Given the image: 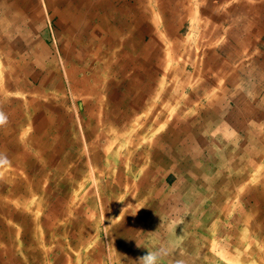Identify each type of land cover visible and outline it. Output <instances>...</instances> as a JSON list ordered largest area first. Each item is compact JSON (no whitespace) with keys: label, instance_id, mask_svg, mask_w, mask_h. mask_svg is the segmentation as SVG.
Here are the masks:
<instances>
[{"label":"rangeland","instance_id":"374dc122","mask_svg":"<svg viewBox=\"0 0 264 264\" xmlns=\"http://www.w3.org/2000/svg\"><path fill=\"white\" fill-rule=\"evenodd\" d=\"M215 1L222 0H204L206 8H203L201 12L205 13V17L200 20L195 16V9L190 10L191 21L196 24H189V19L187 24L180 25L177 22L179 17L172 19L169 15H165L167 12L158 5L162 1L157 4L156 16L153 13L146 20L135 19L134 16L124 18L128 23L119 25V28H123L120 37L123 40L119 39L117 45L118 50H128L123 51L128 53L120 52L121 56L118 55L119 53L108 57L85 56L87 42L83 38L74 44L71 50H68L72 53L70 56L16 57L4 52L6 50L3 44H8V41H0V62L3 64L0 70L14 69V73L24 76L23 72H19L21 69L16 68H19V65H27L29 67L27 69L37 75L36 84L40 83L44 77L46 79L50 77L48 74H51V70L48 63L52 60L55 61L56 67L62 68L60 76L67 84H69V78L66 77L65 70L68 66L85 68L90 74L99 73L101 82L97 84L107 89L103 88L104 90L101 91V99L104 96V101L102 100L100 105L103 109L107 105V110L115 105L117 107L115 101L107 104V99L110 93L118 97V94H115L117 91L124 90L127 82V84L129 82L139 84L140 88L145 90V94L141 97L146 96L143 101L136 103L138 106L133 114L139 121L135 119V124L132 121L131 133L124 131L123 137L121 135L118 137L117 143L122 148L112 147L110 156L113 163L96 164L93 169L91 164H86L85 169L83 168L86 170V178H80L81 183L84 184L80 190L84 191V196L82 191L79 192L81 194L78 193L79 184L61 187L53 183L45 189L49 195H59L63 198L65 206L61 203L62 210H58V213L48 212V205L53 199L44 195L42 190L35 191V194L26 200H21V202L25 201V205L30 202V208L23 209L21 215L15 213L16 215L12 216V214L0 212V250L5 251L7 246L13 245L10 253L14 254V264L19 262L23 264L26 262L27 264H145L144 258L149 254L157 256L156 264H199L197 254L199 252L205 264H245L243 253L249 251L251 254L253 247L255 248L259 243L264 244V212L255 213L253 202L246 203L249 198H252L248 191L255 189V186H259L260 193L264 196V176L260 175L258 169L260 165H264V148L262 147L263 152L256 163L258 165L248 171V175H254L253 180L247 184L248 175L238 178V182L233 183L232 193L230 192L222 200L220 205L229 204L230 209L222 208L223 211L219 213L210 212L206 219L200 218L197 213L205 201L200 189L206 181H204L205 177H197L193 169L207 164L209 169L211 168L210 176H216L222 166L229 167L232 164H227L226 161L230 153L239 159L247 156L250 150H259L257 143H254L256 138L246 139L249 132L247 128L253 127L255 131L251 133L257 134L256 125H264V42L259 43L257 49L254 48L253 51L244 52L245 54L242 55L238 52L239 50H235L239 46L237 41L240 35L239 29L245 27L239 25V21L237 22V12L241 10L233 6L231 3L233 0H224L228 6L222 8V24H218V16H214L212 12L208 14L209 11H213L208 7L209 2ZM47 3V0H39L35 7L30 6L29 11L32 14H34L33 10L38 12L36 8L39 6L42 7V11H49L51 15L49 28L51 29L52 26L55 29L58 27V24L56 25L58 19ZM14 4L13 0H0V17L20 11L14 7ZM242 10L244 11V8ZM180 12L182 13L183 10ZM203 22H209V24L203 26ZM242 34L241 36L245 35L244 32ZM13 43L21 44V42L10 41L9 46ZM25 44L27 47L23 52L28 54L34 50L31 45L42 48L45 44L47 48L54 51L53 44L59 46L63 43L53 39L40 42L30 38L21 45L25 46ZM61 50L67 52L63 47ZM130 51L133 54H130ZM144 53L147 54L145 57L142 56ZM148 56H150L149 62L146 59ZM13 78V75L9 73H6L4 77L6 81ZM26 80L30 85L34 83L32 79ZM162 80L165 82L161 84ZM47 82L51 81L47 80ZM94 82L96 83V80ZM4 86H6L5 81L1 90L0 111H7L12 115L10 108L14 107V98L21 97L23 101L28 94L30 98L32 92L19 89L13 84L7 85L6 89ZM68 87L69 85H66L65 90L59 93L71 97ZM255 90H261L258 96L254 95ZM215 100H221V104H217V107L212 104ZM67 103L70 110H73L77 103L80 105V111L76 114L74 110L71 112L73 114L71 118L75 119L76 125L71 120L67 126L61 123V128L57 129L47 127L46 122L43 123L44 127L38 133V140L40 144H43V149L35 143L37 142L35 139L34 142L31 139L36 132L31 137L30 130L24 133L28 123L18 129L17 143L24 145L22 148L31 153L32 156L28 155L34 159L35 164L43 163L44 156L41 155L43 150L48 152L50 142H54L55 138L63 139L59 141L64 151L62 156L45 161L46 164H50L44 176L47 183L59 181V177L62 181L63 175L68 176L70 180V174L67 171L72 165L70 156L71 149L76 146L74 138L79 141L83 139L85 142L88 139L89 145L83 146H87L85 152L89 156L93 146L105 148L97 139L98 130L96 135L92 134L94 138L91 141L88 137L89 129L77 125L78 113L89 116L85 111L88 105H84L83 99L77 100L71 97ZM125 107L126 104L123 109ZM20 108L24 111L28 105H20ZM58 108H60L59 105ZM92 109L94 104L90 110ZM90 110L87 109L88 112ZM97 111L96 116H99L100 111L97 108L93 112ZM4 112H2L3 116L6 114ZM252 112L254 113L251 114ZM104 115L101 125L105 122ZM48 117L42 116L38 120L41 123L43 121L41 118L48 119ZM51 117L53 118L52 115ZM215 117L217 119H212ZM112 123L110 121L106 123L107 131L113 125ZM124 126L128 127L130 124L122 127ZM171 127L173 130L170 129ZM125 130L127 131L126 128ZM15 132L17 134V131ZM21 133H24L25 139L21 138ZM187 133L194 138L202 135L206 141H200L197 145L194 143L197 140L189 138ZM66 136L67 138H63ZM172 137L177 138L178 141L171 142ZM20 139L26 142L18 141ZM245 140L247 141L243 143V147H240L239 143ZM78 144L81 145V143ZM0 145H2V139H0ZM13 147L7 146L6 151L11 152L9 161L0 167V190L5 184L3 183L5 177L8 176L4 174L5 169V172L11 169L10 174L22 177L27 175L26 172L29 169L14 160L18 156L20 158L23 152ZM85 152L84 155H86ZM158 156L162 157L165 161L163 164H167L168 167L159 166L160 169H158L156 160ZM64 157L65 168L61 170L58 165ZM160 162H162L161 158ZM193 164L195 166L192 169ZM39 166L31 167V175L37 173ZM233 169L242 170L238 166L236 168L233 166ZM234 170L233 175L237 176L238 173ZM55 172L57 177L52 175ZM76 178L79 181V177ZM194 182L199 184L196 185ZM5 185L4 192L8 188V184ZM206 188V194L214 193L213 186L206 184ZM189 191L190 194L193 193L190 202ZM5 194H0V197H4ZM6 197L9 198L11 195ZM240 202L249 205L246 209H241ZM69 204L73 205L72 208H69ZM146 226L149 228L147 229ZM242 245H249L250 249L243 250ZM37 251H39L38 254ZM251 255L250 262H255V256ZM7 256L9 255L3 253L4 259Z\"/></svg>","mask_w":264,"mask_h":264},{"label":"bare ground","instance_id":"6f19581e","mask_svg":"<svg viewBox=\"0 0 264 264\" xmlns=\"http://www.w3.org/2000/svg\"><path fill=\"white\" fill-rule=\"evenodd\" d=\"M4 3H5V1H4ZM2 6H4V5H2ZM66 33H68V32H66ZM81 44H82V42H81ZM4 49H5V47H4ZM4 52L5 53L8 52L7 54H9V51H7V50L4 51ZM118 55H120V54H118ZM14 56L17 57V55H14ZM239 56H240V54H239ZM146 59L147 60L150 59V56L146 57ZM148 62H149V60H148ZM0 64H1V62H0ZM43 64H45V63H43ZM48 64H50L49 65L50 66L49 69L51 70V74L52 75L51 74H48L50 76L48 79H46L44 77L43 79L40 80L41 82L40 83H37V84L35 83L36 82L35 80H36L37 75L35 73L30 72V70L27 69V68H29L27 65H19V68H16L17 70L18 69H21L19 72H23L24 73V76H22V75H20L18 73H14V69L13 70L9 69L7 71L6 70H3V69L0 70V96H1V90H3L2 89V85L4 84V81L6 83V86L7 85L8 86H11L13 84L17 88H19V89H26L27 91L32 92L31 97L29 98L30 95L28 94V96L23 101H22V98L21 97L14 98V100H13L15 102V103L13 102L14 107L10 108V112L12 111V115L9 114L7 111L4 112V111L1 110L2 112L6 113V114H4V117H5L4 122L3 123H0V128H1L0 129V139H2V145H0V148H1L0 149V167L3 165V163L9 161V157L11 155L10 154L11 152L6 151V149H7V146L8 145H11V146H14L13 147L14 149H20L21 152H23V154H22V156L20 158L18 156L17 158H14V160L18 161V164H24L23 167L29 168L28 169V172H26L27 175L24 176L25 178L22 177L21 175H16V174L13 175V174H10V173H12L10 171L11 169L8 170V168H7L8 171H6V172H5L6 169L4 170L5 176L6 175H8V176L5 177L6 179L3 181V183L5 182V184H8V188L4 192L3 190L6 188V185L4 184L1 187L0 192H3L4 194L6 193V194L4 195V197H0V212L5 213V214L18 213L19 215H21V211H23V209L26 210V209H29L30 208V202L28 204L26 203V205H25V203H24L25 201L21 202V200L22 199L23 200H26V198L30 197L31 195H34L35 194V191H38V190H42V192H43L44 195H46L48 197H51L53 199V201L48 205V207H49L48 212L50 214H52V213H58V210L59 211L62 210L60 206L61 205L62 206H65L64 205L65 202L63 201V198L61 196H59V195H54V194L53 195L52 194L49 195V193H48L47 189H45V187L49 188V185L50 184L53 185V183L58 184V185H61V187L62 186L63 187H66V185H71V186L75 185L76 186L77 184H79L78 185V188H79L78 193L81 192L82 189L80 190V188L81 187L83 188L84 187V184L81 183L80 178H82V179L86 178V170H83V168L85 169V165L86 164H91L92 169H93V168H95L94 166H96V164H109L110 162H112V159H111V156H110V154L112 152V147L113 146H117V148H122V147H120V144L117 143L118 142V137H119V135H121L123 137V135H124L125 132H128V133L130 132L131 133L132 126H133L131 124L132 121H134L133 122L134 124H135V119L139 121V119H137L136 117H134L135 115L133 114V112L136 110V108L138 106V105H136V103H139V102L143 101V99L146 97V96L145 97H141L142 94H145L144 93L145 90H143L142 87L140 88L139 84H137V83H135V84L133 83L132 84L131 82H129V84H127L128 83L127 82L126 83L127 87L124 90L117 91V93L115 94V95L118 94V97H115L112 93H110L109 98L107 99V104H108V102L115 101L117 103V107L115 105V106L109 107V109L107 110V108H108V105H107L106 108L103 109L102 106L100 105V104H102L101 101L102 100L104 101V96L101 99V91L104 90L103 88L106 89V87L105 86L104 87H100L99 84H97V82H101V81H99L100 78L98 77L99 73H97V74H95V73L90 74V73H88L87 69H85V68H78L77 66H74V65H72L70 67L68 66L67 70H65L66 71V77L69 78V81H68L67 80L68 78L65 77L66 80L69 83V84H67V83H65L64 79L60 76L62 74L61 71H63L62 68L61 67L60 68L59 67H56L55 61H52V60L49 61ZM67 64H68V62H67ZM65 65H66V63H65ZM65 65H64V67H65ZM223 65L225 66V63ZM2 66H3V64L0 65V69L2 68ZM211 67H214V65H212ZM10 68H11V66H10ZM126 68H127V66H126ZM17 70H15V71H17ZM6 73L12 74L14 78L13 79H10L9 81H6L4 79V77L6 76ZM26 79H32L34 83H32L30 85L29 82H27ZM47 80H50L51 82L48 83ZM94 80H96V83L94 82ZM163 82H165V81L162 80L161 81V84ZM48 84H50L49 87H48ZM66 85L67 86L69 85L68 88L70 90V94H71L72 99H76L77 98V100H79V99L82 98L84 105L85 104H86V106L88 105V107H86L85 111H86L87 115H89V116L80 115L81 113H78L79 118L76 115L77 118H78V121H76L77 122V125L80 126L81 128L86 127V128L89 129L90 133L88 134L89 135L88 137H90L89 139L91 141H93V138H94V135L92 136V134H95L96 135V130H98V136H97L98 138L97 139L100 142H102V144L105 146V148L100 149V148H97L96 145H95V146L92 147V150L90 151L91 156H89L87 154V152H85L87 146L86 147L83 146L85 144H88L89 145L88 139H87V142H85V141H83V139H82V141H79V140H77V139L74 138L73 141L76 142L74 144L76 146H73V148L71 149L72 155L70 156V158L72 157L71 158L72 165H71V168L68 169V171H67V173L70 174V180L71 181L68 180V176L63 175L62 178L64 177V180L60 181L61 180V177H59L60 178L59 181H55V182L52 181L50 183L49 182L47 183L44 176L47 174L45 172H47L46 170L48 168V165H50V164H46L45 161H46V159L47 160H53V158L56 159V158L62 156V154L64 153V151H63V148L61 146L62 144L59 143V141H61V140L63 141V139L58 140V139L55 138V141L54 142H50L48 152L46 153V151L43 150V155H41V156H44V159L42 160L43 163L42 164H35L34 159L33 158H30V156H29V155H31V153L30 152L28 153L25 150V148H22V146L24 147V145H19V143H17V138L16 137L19 134V130L18 129L28 123V125L25 126V127H27V126L28 127L25 129V132L24 133L26 134L30 130V137H31L36 132L31 137V139L33 140V142H34V139H35L37 141L35 143L38 146L42 147V149H43V144H40L39 143L40 140H38V137H39V134L38 133H39V131H41V128L44 127L43 123L46 122L47 127H50V128H55L56 127L57 129L58 128H61V126H62L61 123H63V125H66V126L68 125V123L72 120L71 117H72L73 114H71V112H74L75 111L74 113L76 114L78 111H80L79 110L80 109V107H79L80 105H78V103H77V105H75L76 107L74 106V108H73L74 111L73 110H70L68 108L69 105H68L67 101H70L71 97L69 95H67V94L66 95H61L59 93L61 90H65ZM6 86H4V89H6ZM115 88H117V87H115ZM51 89H53V90H51ZM248 90H249V87H248ZM260 92H261V90H255V92H254L255 94L254 95L255 96H258V94ZM93 98H95V100H92ZM91 100L94 101V102H92ZM221 100H215L212 104L217 107V104H221ZM77 102H79V101H77ZM25 104L28 105V108H26L23 111V110H21L20 105L23 106ZM93 104H94V109L90 110V108H91V106ZM125 104H126V107H125V109H123V107H124ZM130 104H131V106H130ZM58 105L60 106L61 109L58 108ZM96 108H97V110L100 111L99 116H96L97 113H98V111L97 112H93ZM87 109L90 110V112H88ZM1 111H0V114H3ZM253 113L254 112H252L251 114H253ZM103 114H105L104 115L105 122L101 125L100 123L102 122ZM46 115L49 116L48 119L41 118V120H43V121L40 123L39 120H38L39 117L46 116ZM51 115L53 116V118L51 117ZM205 119H207V118H205ZM212 119H217V118L215 117V118H212ZM20 120H22L23 122L21 123ZM72 121L74 122V125H76L75 124V119H73ZM109 121L111 123L113 121V123H112L113 125H111L109 131H107V129H106V123L109 122ZM15 122H17V124L14 125ZM127 124H130V126H128V127H125V126L122 127L123 125H127ZM135 126H137V125H135ZM139 126H141V125H139ZM256 126H257V129H258L257 130V134L251 133V132H254L255 131L253 129V127L250 126V127L247 128V131H249V132L247 134V137L248 138H246V139L249 140V138H253V139L256 138V141L254 143L255 144L257 143L258 148H259L260 151L259 150H250L247 153V156L240 157L239 159L236 158L235 155L232 156V154L230 153V157L228 156L226 158L227 159L226 161H227V164H229V163H232V164L229 167L222 166L219 174L216 175V176H210V169L211 168L209 169V166L207 164H202L200 166H197L196 168H194L195 164H193L192 169L194 168L193 170H195V172H196L195 174H197V177H199V176H201L203 178L205 177L204 178V181H206V184L211 185V186L214 187V190H213L214 193L213 194H212V192L206 194V191H207L206 189L207 188H206V184L205 183L203 184L202 188L200 189V193L202 192L203 195H204V197H205V201L203 202V205L201 207L202 209L200 208L199 211H197V213L200 215V218H204L205 217V219H206V216L207 215L209 216V213L210 212H214V213H217L218 212L219 213V212L223 211V209L224 210L225 209H230L228 207V206H230L229 204H227V206H224V205L221 206L220 205L223 202L222 200L230 192L232 193L233 183H237L238 182V178H240L242 176L245 177L246 175L249 174L248 171H250L251 168L253 169L256 165H258L256 163L259 161V159H260L259 156L263 152V149H261V147L264 148V125H256ZM125 128L127 129V131L125 130ZM3 129L4 130L8 129V130H6V132H5ZM170 129L173 130L172 127ZM15 131H17V134H16ZM44 132H46V130H44ZM24 133H21L20 136H21V138H24L25 139ZM186 135L189 138H193V139L197 140L196 142H194L195 144H197L200 141H206V138L204 136H202V135H200L202 138H199L200 136H196L195 138L194 137H191V134H189V133H187ZM70 137L71 136H69V138ZM188 137H186V138H188ZM63 138H67V136L66 137H63ZM247 140H245L243 142H240L239 143V146L240 147H243V143H245ZM18 141L26 142L25 140H22V139H20ZM69 141H72V139H69ZM176 141H178L177 138H175V137L174 138L173 137L171 138V142H176ZM78 143H81V145H79ZM30 144H32V143H30ZM26 147H28V146H26ZM41 151L42 150H40V152ZM84 152L86 153V155H84ZM15 156H17V155H15ZM160 158H161V161L162 162H160ZM64 159H65V157L62 158L61 161H59L58 168L61 169V170H64L63 168H65V164H64L65 161H64ZM156 160H157V163H158L157 164L158 169H160V167L163 168L164 166H167V164H163V163H165V161L162 159V157L158 156L156 158ZM44 162H45V164H44ZM34 165H40L39 166V170L37 171V173L35 172L36 174L31 175L32 174L31 167H34ZM233 166L235 168H236V166H238L242 170H240V171L239 170H234L233 169ZM59 169H58V175L60 174ZM258 169L260 171V175L261 176H264V165L263 164L260 165V167ZM233 170H234V172L238 173L237 176L236 175H233ZM19 171H22V170H19ZM14 172H16V171H14ZM92 172H93V170H92ZM251 173H252V171H251ZM83 174H85V175L83 176ZM52 175H54V176L57 177L56 172L54 174H52ZM74 175H76V177H79V181L77 180L76 177H73ZM233 176H234V179L235 180L233 179ZM253 178H254V175H251V176L248 175V177H247V184L250 183L253 180ZM99 180H100V178H99ZM194 183L196 185L199 184L197 182H194ZM97 184H98V182H97ZM183 185L184 184H182V186ZM201 185L202 184H200V186ZM134 186H136V185H134ZM187 188H188V186H187ZM116 190L117 189H115V191ZM253 190H255V191H253ZM253 190L251 189V190L248 191V194L250 196H252V198H249L248 201H246V203L249 202V204H250V202H253V204L255 206V213L256 212H259V213L264 212V196L262 195V193H260L259 186H255V189H253ZM83 192L84 191H82V193ZM3 193H0V194H3ZM9 194L11 195V197H9V198L6 197ZM79 194H81V193H79ZM82 195L84 196V193ZM192 195H193V193L191 192V194H190V191H189V197H188L189 198V202L191 201ZM218 199L220 201H218ZM252 199H254V201H252ZM154 202H155V200H154ZM243 203H245V202L243 201ZM240 204H242V203L240 202ZM249 204H242L241 205V207H242L241 209H243V208L246 209L247 208V205H249ZM69 206H70L69 208H72L73 205H70L69 204ZM216 207H219V208H216ZM147 208H149V207H147ZM190 209H191V207H190ZM253 213H254V211H253ZM46 215H48V214L46 213ZM161 218L163 219V217H161ZM148 221H149V219H148ZM146 223H147V221H146ZM154 225H156V223H154ZM158 226H160V225H158ZM148 228L149 227H147V229ZM0 236H1V234H0ZM120 236H123L124 237V235H120ZM139 237H141V236H139ZM189 237H190V235H189ZM124 240H125V238H124ZM197 254L200 256V253H197ZM192 256H194V255H192Z\"/></svg>","mask_w":264,"mask_h":264},{"label":"crops","instance_id":"0c3cea01","mask_svg":"<svg viewBox=\"0 0 264 264\" xmlns=\"http://www.w3.org/2000/svg\"><path fill=\"white\" fill-rule=\"evenodd\" d=\"M161 1L162 3L158 4V2ZM38 2L39 0H13V3H15L14 7L20 11L7 13L4 17H0V41H8V44H3V46L6 47L5 49L7 51H10V56H70L72 53L68 52V50H71V47L77 44V41L79 42L85 38L86 42L88 41L85 45L87 49V52L84 53L85 56L92 58L102 56L108 57L120 51L121 53H124L123 51H128L118 50L117 45L119 39L123 40V38H120L123 33V28H119V25L128 23L124 18L134 16L135 19H149V15L153 13L155 16L157 15L156 11L158 4L162 10L167 12L165 15H169L172 19H174V17H179L180 19L177 22L180 25L187 24L189 19V24H196L191 21L190 10L195 9V16L200 20L205 17V13L203 14L201 10L206 8L204 0L203 2L202 0H47V6L54 12V16L58 19V22H56L58 27L54 29V27L51 26L50 29L51 15L49 11H42L41 6L36 8L38 12L33 10L34 14L29 11V9L33 6L35 7ZM209 3L208 7L212 8L213 11H209L208 14L210 15L212 12L214 16L217 15L219 18L217 23L222 24V8H226L228 5L225 4L224 0L221 2L215 1ZM231 3H233V6L236 7L237 10H241L237 12V22L239 21V25L245 26L239 29L240 35L239 40H237L239 46L235 48V50H239L238 52H241L240 54L242 55L245 54L244 52L248 53L249 51H253L254 48L257 49L259 43L263 44L264 42V0H233ZM181 10H183L182 13L180 12ZM203 23V26L209 24V22ZM66 26L71 27L68 28ZM243 32L245 35L241 36ZM259 34L260 36H258ZM30 38L39 40L40 42L53 39V41H59L63 44L59 46L53 44L54 51L47 48L45 44L42 45V48L31 45L34 50L32 53L27 54L23 52L26 50L27 45L25 44V46H22L21 44ZM10 41L21 42V44L15 45V43H13L9 46ZM61 47L67 52L62 53ZM129 53L132 54L131 51ZM76 55L80 54L76 53ZM145 55L147 54L144 53L142 56ZM13 215L16 214L13 213L12 216ZM12 246L13 245L7 246L5 251L2 250L3 252L0 250L2 253V257L0 254V264H14V254L10 253ZM241 248L243 250H249L250 246L242 245ZM255 248L253 247V252L251 251V254L255 256L256 261L250 262L249 257L251 254L249 251H245V253H243L244 260H246L245 264H264V244L259 243ZM38 252L39 251H37V254ZM3 253L9 256L4 259ZM42 255L44 256V252ZM198 259L199 264H205L203 257L200 258L198 255ZM231 259L230 262H232ZM215 263L217 262L215 261ZM18 264L23 263L19 262Z\"/></svg>","mask_w":264,"mask_h":264},{"label":"clouds","instance_id":"9594fccd","mask_svg":"<svg viewBox=\"0 0 264 264\" xmlns=\"http://www.w3.org/2000/svg\"><path fill=\"white\" fill-rule=\"evenodd\" d=\"M5 117L3 114H0V123L4 122ZM145 264H156L157 262V256L155 254H149L144 258Z\"/></svg>","mask_w":264,"mask_h":264}]
</instances>
